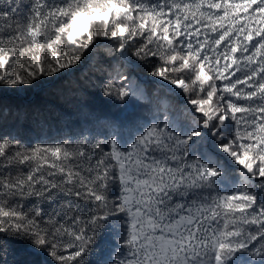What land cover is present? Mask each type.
Here are the masks:
<instances>
[{"label":"snow or ice","instance_id":"1","mask_svg":"<svg viewBox=\"0 0 264 264\" xmlns=\"http://www.w3.org/2000/svg\"><path fill=\"white\" fill-rule=\"evenodd\" d=\"M0 264H264V0H0Z\"/></svg>","mask_w":264,"mask_h":264},{"label":"trees","instance_id":"2","mask_svg":"<svg viewBox=\"0 0 264 264\" xmlns=\"http://www.w3.org/2000/svg\"><path fill=\"white\" fill-rule=\"evenodd\" d=\"M51 103L59 109H68L71 107V101L70 100L65 102L64 100L53 99L51 101Z\"/></svg>","mask_w":264,"mask_h":264}]
</instances>
